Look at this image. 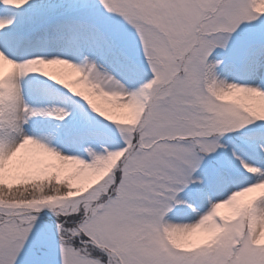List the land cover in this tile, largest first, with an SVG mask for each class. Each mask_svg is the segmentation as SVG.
Returning <instances> with one entry per match:
<instances>
[{"label": "snow or ice", "instance_id": "obj_1", "mask_svg": "<svg viewBox=\"0 0 264 264\" xmlns=\"http://www.w3.org/2000/svg\"><path fill=\"white\" fill-rule=\"evenodd\" d=\"M0 264H264V0H0Z\"/></svg>", "mask_w": 264, "mask_h": 264}, {"label": "bare ground", "instance_id": "obj_2", "mask_svg": "<svg viewBox=\"0 0 264 264\" xmlns=\"http://www.w3.org/2000/svg\"><path fill=\"white\" fill-rule=\"evenodd\" d=\"M59 71H61L63 74H65V75H69V73H71V70L70 69H67V68H63V67H61L60 69H59Z\"/></svg>", "mask_w": 264, "mask_h": 264}, {"label": "rangeland", "instance_id": "obj_3", "mask_svg": "<svg viewBox=\"0 0 264 264\" xmlns=\"http://www.w3.org/2000/svg\"><path fill=\"white\" fill-rule=\"evenodd\" d=\"M71 75V73H69V75L68 76H70ZM98 102H101V103H103V101H98ZM222 211H227V209H223Z\"/></svg>", "mask_w": 264, "mask_h": 264}]
</instances>
